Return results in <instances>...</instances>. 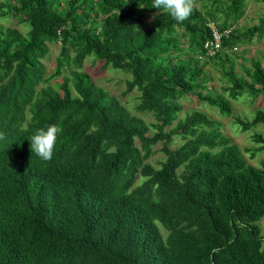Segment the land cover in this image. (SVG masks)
<instances>
[{
  "label": "trees",
  "instance_id": "16d2710c",
  "mask_svg": "<svg viewBox=\"0 0 264 264\" xmlns=\"http://www.w3.org/2000/svg\"><path fill=\"white\" fill-rule=\"evenodd\" d=\"M202 1L213 8L194 6L183 22L154 0L0 1V17L28 26L22 33L0 24V264H264V167L247 163L207 114L179 117V99L190 93L230 111L225 97L204 92L207 60L229 97L264 94L261 62L250 61L246 80L228 53L262 31L264 17L238 32L230 26L245 0ZM209 21L218 32L230 29L214 55L204 48ZM57 41L46 76L42 59ZM88 56L128 72L126 91H139L136 110L153 121L97 86L81 69ZM65 69L58 89L47 84ZM237 122L264 123V111ZM48 125L61 131L53 158L43 161L30 137ZM174 135L183 141L170 147ZM252 138L264 149V135ZM158 141L165 159L155 167L146 160Z\"/></svg>",
  "mask_w": 264,
  "mask_h": 264
},
{
  "label": "rangeland",
  "instance_id": "374dc122",
  "mask_svg": "<svg viewBox=\"0 0 264 264\" xmlns=\"http://www.w3.org/2000/svg\"><path fill=\"white\" fill-rule=\"evenodd\" d=\"M2 1V0H0ZM195 7L202 12L211 10L213 7L202 0H195ZM218 16V22H223V15L221 12L215 13ZM264 17V2L262 0H245L244 13L240 19L231 24L230 27L237 29L238 32L245 31L253 25H259ZM150 18L145 20V25L150 24ZM210 22V21H209ZM208 22V23H209ZM231 20L228 19L227 23ZM0 24L4 26L14 27L25 33L28 26L25 22L18 19L13 14L6 13L0 17ZM179 38L182 42L184 52L188 53L186 46V37L179 31ZM228 51L230 58L234 62L235 70L246 80L249 79L245 69H249L250 61L257 59L264 67V29L256 31L252 36L246 37L237 42ZM47 55L42 59L44 65L45 75L50 76L55 70L56 56L60 49V42H51L47 44ZM95 84L104 88L109 94L115 97L122 105H124L130 113L135 116L142 117L147 122L153 121V118L148 113H142L136 110V105L139 102V91L133 89L126 91V81L130 78V74L124 70L112 68L105 65L101 60L95 59L94 56H88L84 59L82 68ZM207 77V90L204 92L210 96L220 94L225 97L229 103L230 111L228 114L222 113L218 107L210 105L207 101L200 100L195 93L184 95L179 99L182 104V110L179 112V117H184L193 110L201 111L212 118L216 123L214 128L219 134L226 136L232 143H235L241 150V153L247 163L257 167H264V149H259L260 144L252 138L253 132H259L264 135V123H258L248 129H244L237 120H251L258 111H264V94L253 98L251 95L244 93L237 98L229 97V91L226 89L229 84L223 79L219 69L214 65L213 61L207 60L204 66ZM69 74V70L65 69L62 75L55 76L47 84L58 89V83L62 81L63 75ZM44 86L45 84H40ZM168 127L166 128V130ZM182 138L179 135H174L170 142V147H176L182 143ZM135 143L138 145L139 141L136 139ZM163 143L158 141L152 146V154L146 162L157 167L162 160L165 159V154L161 150ZM178 169V171H180ZM142 182V178H137L136 184ZM261 235L264 238V216L258 221ZM163 233L165 230L161 227Z\"/></svg>",
  "mask_w": 264,
  "mask_h": 264
},
{
  "label": "clouds",
  "instance_id": "9594fccd",
  "mask_svg": "<svg viewBox=\"0 0 264 264\" xmlns=\"http://www.w3.org/2000/svg\"><path fill=\"white\" fill-rule=\"evenodd\" d=\"M195 0H154L152 7L162 10L172 16L177 22L187 20L192 14ZM142 7V6H141ZM61 131L56 125L39 128L31 135V149L41 160L50 161L53 158L57 134ZM5 135L0 132V140Z\"/></svg>",
  "mask_w": 264,
  "mask_h": 264
},
{
  "label": "built area",
  "instance_id": "2783aa9c",
  "mask_svg": "<svg viewBox=\"0 0 264 264\" xmlns=\"http://www.w3.org/2000/svg\"><path fill=\"white\" fill-rule=\"evenodd\" d=\"M208 26L213 30V37L204 43V48L209 55H214L221 46V36L228 34L230 29H226L223 32H218L213 21L208 23ZM235 48V47H233Z\"/></svg>",
  "mask_w": 264,
  "mask_h": 264
}]
</instances>
